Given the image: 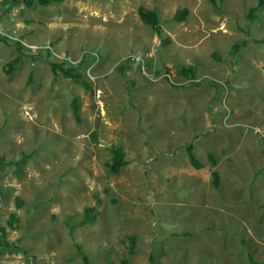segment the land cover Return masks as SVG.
Masks as SVG:
<instances>
[{
  "label": "rangeland",
  "instance_id": "374dc122",
  "mask_svg": "<svg viewBox=\"0 0 264 264\" xmlns=\"http://www.w3.org/2000/svg\"><path fill=\"white\" fill-rule=\"evenodd\" d=\"M31 2L0 0V264H264V1Z\"/></svg>",
  "mask_w": 264,
  "mask_h": 264
},
{
  "label": "trees",
  "instance_id": "16d2710c",
  "mask_svg": "<svg viewBox=\"0 0 264 264\" xmlns=\"http://www.w3.org/2000/svg\"><path fill=\"white\" fill-rule=\"evenodd\" d=\"M41 4L46 5L48 3V0H38ZM264 0H258V5L261 4ZM25 4L26 5H31L32 2L31 0H25ZM187 9L186 8H179L178 10H176V12L174 13V17L175 19H181L184 14L186 13ZM138 14L141 18V20L148 24L151 28H153L156 33L160 32L159 26H158V19L156 14L154 13L153 10H148V9H144V8H139L138 10ZM264 40V38L258 39V41H262ZM18 49L21 50V46H18ZM18 54L20 55L21 53L18 52ZM17 61V59H15V62ZM10 63V62H9ZM51 67L53 69L57 68L58 65L56 63H50ZM60 71L65 75L68 76V72H70V70L72 69L71 67H65L59 68ZM186 69H190V67H187ZM75 106V104H73ZM122 147L119 146V144H116L114 146H111L110 149V156L109 159L105 162V167L106 170L112 172V173H116L118 172L119 168L121 165H123L125 163V160L123 158L124 156V151L121 149ZM189 156V161L190 163L199 168L201 167V164L197 161V159L195 158V156L193 155L192 152H189L188 154ZM212 176H213V180L217 182V172H212ZM91 212L93 211V207H84V212ZM10 216L12 217L11 219H9L8 224H10L12 221L16 220V217L14 215V213H11ZM92 216V214H91ZM160 243V242H159ZM0 244L4 246V250L5 249H12L15 250V247H12L11 245H9L8 243H6L2 237L0 240ZM75 248L79 251V253L81 254L80 257L83 260L84 264H92L91 261L88 258V255L86 254V252L83 250L82 246L79 243H75ZM1 252V250H0Z\"/></svg>",
  "mask_w": 264,
  "mask_h": 264
},
{
  "label": "clouds",
  "instance_id": "9594fccd",
  "mask_svg": "<svg viewBox=\"0 0 264 264\" xmlns=\"http://www.w3.org/2000/svg\"><path fill=\"white\" fill-rule=\"evenodd\" d=\"M156 16H157V13H156ZM157 19H158V17H157ZM158 26H159V24H158ZM159 29H160V26H159ZM159 34H160V32H159ZM129 59V58H128Z\"/></svg>",
  "mask_w": 264,
  "mask_h": 264
},
{
  "label": "crops",
  "instance_id": "0c3cea01",
  "mask_svg": "<svg viewBox=\"0 0 264 264\" xmlns=\"http://www.w3.org/2000/svg\"><path fill=\"white\" fill-rule=\"evenodd\" d=\"M228 212H230V211H227L226 213H228ZM231 214H235V213H232V212H230ZM236 215V214H235Z\"/></svg>",
  "mask_w": 264,
  "mask_h": 264
}]
</instances>
